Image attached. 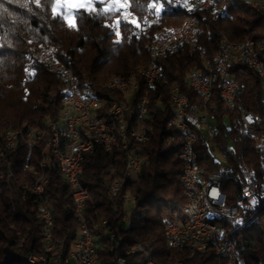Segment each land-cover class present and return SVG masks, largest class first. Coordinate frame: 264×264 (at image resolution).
I'll list each match as a JSON object with an SVG mask.
<instances>
[{
  "label": "trees",
  "instance_id": "trees-1",
  "mask_svg": "<svg viewBox=\"0 0 264 264\" xmlns=\"http://www.w3.org/2000/svg\"><path fill=\"white\" fill-rule=\"evenodd\" d=\"M109 1L95 0L90 8L76 9L73 12L75 27L70 28L63 14L53 12L54 0H0V169L13 174L0 184V264H29L25 260L28 255L43 253V223L38 217V204L24 195L28 194L24 187L34 179L32 172L24 169L25 146L7 148L1 138L9 130L25 131L40 124L47 114L56 121L64 88L50 68L36 61L30 64L26 77L28 57L43 48H52L57 60L72 70L81 89L92 88L98 95L106 93L104 84L110 77L129 76L136 69L146 68L154 35L183 24L190 9L173 0H120L135 16L136 19L131 20L119 18L118 11H105ZM226 5V14L216 20L211 10L195 13L199 34L194 47L174 44L159 61L161 78L149 90V106L158 99L167 105L168 91L173 85L194 98L186 78L205 58L215 55L223 36L234 44L248 39L257 44L264 42V12L260 8L242 0H226ZM156 8L161 9L159 13ZM154 12L157 21L143 34L135 35L133 28L137 22L145 14ZM117 20L119 35L113 31ZM201 49L205 54L200 53ZM228 69L238 85L239 106L227 109L215 92L211 99L213 108H208V112L215 121L213 142L229 167L222 179V189L231 202L242 181L243 165L259 179L264 177V96L255 70L239 63L229 64ZM239 110L254 116L257 139L241 133ZM154 112L155 109L150 113ZM165 119L166 115H155L150 141L138 149L145 163L136 182L122 186V192L135 197V205L127 226L120 230L119 249L141 246L151 255L154 264H220L212 253L190 259L172 251L163 238L167 221L185 222L188 218V200L178 178L181 171L178 148L165 142L170 133ZM41 148L35 147L33 164L39 159ZM196 150L203 176L220 169L204 137L200 138ZM114 151L111 156L96 148L87 155L80 176V183L88 190L87 226L95 234L114 231L116 217L110 208L109 187L121 175L125 159L119 148ZM4 158L10 165H4ZM45 175L54 239L64 240L65 246H71L78 226L70 194L56 167L45 168ZM102 219L106 225L98 228ZM244 220L241 227L232 226L226 220L220 222L226 226L227 240L235 243L242 264H264V203L248 211ZM21 237L24 240L18 245ZM101 237V242H106V235ZM98 252L101 260L99 245ZM109 254L103 243L102 255ZM138 258V254L130 255L126 264H134ZM111 262L112 256L104 257V264Z\"/></svg>",
  "mask_w": 264,
  "mask_h": 264
},
{
  "label": "built area",
  "instance_id": "built-area-1",
  "mask_svg": "<svg viewBox=\"0 0 264 264\" xmlns=\"http://www.w3.org/2000/svg\"><path fill=\"white\" fill-rule=\"evenodd\" d=\"M179 4H186L191 9V19H189L188 27L184 32V39L177 41V44H189L194 47V42L199 34V28L196 24V15L198 11L213 12L214 20L225 15L227 5L223 0H173ZM247 5H256L264 12V2L261 0H242ZM108 10L118 11L119 18L124 19V14L129 11L128 7H120V0H111L108 3ZM136 19V18H135ZM133 19V20H135ZM158 16L154 13H148V16H143L133 28L135 35L144 33L149 22L157 21ZM113 31L119 32L118 20L113 25ZM163 32V35L157 37L156 45V68L153 74L147 76V86L137 85L134 101L130 104L139 105V126L143 120H148L143 115V103L146 101V91L153 88L161 78V68L159 61L167 55L169 49V40L173 39V33ZM229 41L223 36L220 40V48L215 53V61L202 62V65L195 69L187 76L186 85L194 91V98L184 94L178 86L173 87L172 96H168L169 110L160 111V106L151 103V109H155V115H166L165 126L170 130L166 138V143H172L178 148L177 157L181 163V171L179 173V182L181 183L184 194L188 200L187 213L188 218L185 222L167 221L164 225V238L170 242L172 251H183L188 248L189 241H196L197 251L196 256H191V259L201 258V249H207L209 233L217 234V244L220 246V264L241 263L240 256L236 250L235 243L227 240L226 226L220 221H229L232 226L241 227V222L245 221V215L248 211L253 210V207H258L259 201H264V177L259 179L255 173L246 165H243L242 181L236 190V194L231 202H229L227 193L222 189V179L224 174L229 172V167L225 163L220 166L218 171L212 172L207 176H203L198 154L197 142L194 137V129H201V133H205V141L213 142L214 131L210 129L206 122L208 115L212 117L211 112H202V104H210V110L213 108L211 103L212 95L217 92L220 100L227 109L233 110L239 106V100L236 96L238 85L233 74L228 69L231 63L246 64L251 69L255 70L261 85L264 96V42L261 46H254L251 39L245 40L243 44V52H235V49H225V42ZM252 50L260 51V59H252ZM200 53L205 54V50L201 49ZM40 64L54 63L59 65V72L54 73L57 79L63 84L65 99L69 106H77L80 108V118H73L69 114L70 131L68 135H64L66 148L62 158V167L70 169V176L66 177L72 181V192L77 197V238L76 246L64 247L62 256H57L60 259V264H91L93 262H102L104 257L114 256L115 264H120V261H127L130 255L138 254L139 258L134 264H144L143 254L146 252L138 251V245L128 251H119V242L121 229L124 222H128L130 213L128 210V201H124L122 196V184L120 186L109 187L111 198L110 208L115 214L116 222L114 231L110 233L89 234L86 229V208L82 205L83 191L80 189L77 182L78 170H81V164H78L76 159V151H71V141L76 137L84 136L85 128H77V120L84 116V105L87 103H98L101 100V95L106 94L99 92L97 102H78L77 89L74 81V73L64 64H60L55 54L48 52ZM120 88V82L115 86V89ZM130 104L126 106L117 105V110L114 114L122 121V130L125 132L124 123H127V113L130 109ZM241 133L245 136L257 137L254 133L255 118L250 112L239 110ZM52 118V117H51ZM87 124H99V129L105 131V123L103 117H100V112L95 113V120ZM154 121H151V129L154 127ZM61 121H56V126H47V130H52V144L54 130H59ZM86 127V126H85ZM151 131V130H150ZM136 137V149L138 150L143 143H148L147 134H139ZM26 138V137H25ZM41 137H38V140ZM207 138V139H206ZM92 142H98V139H92ZM207 142V141H206ZM88 144H86L87 146ZM9 146H15V138H10ZM50 146V147H51ZM1 151H2V147ZM26 163L32 155L33 144H26ZM79 150H85L80 148ZM106 154L107 148H106ZM145 163V159L141 161H131L126 150V175L125 181H131V184L136 182L138 175ZM4 165H10V162L5 161ZM26 166V165H25ZM47 184L42 187H32V194H24L30 196L33 201L39 204V211L43 214L44 240H50L53 236V217H48V213H44V204H48L49 194L46 191ZM194 190H201L202 200L194 199ZM131 212V211H130ZM104 226L103 219L100 221L98 228ZM101 235H108V242H101ZM92 239H99V249L101 250V260H94L92 253L89 252V244ZM114 243V250L109 255H102V244ZM45 251H50V248H43ZM33 264H51V261L37 262L32 260Z\"/></svg>",
  "mask_w": 264,
  "mask_h": 264
},
{
  "label": "bare ground",
  "instance_id": "bare-ground-1",
  "mask_svg": "<svg viewBox=\"0 0 264 264\" xmlns=\"http://www.w3.org/2000/svg\"><path fill=\"white\" fill-rule=\"evenodd\" d=\"M226 3V0H223ZM264 2V0H261ZM256 6V5H253ZM120 7H127L123 4ZM144 16H148V13ZM124 18L126 19H135V16L131 14L129 11H126L124 14ZM205 18V17H204ZM189 19H191V9L188 10V17L184 21L183 24L177 27L169 28L163 31L157 32L151 40L149 47V64L144 69H136L129 76H120L114 75L110 77L106 83L104 84V90L106 94L101 95V100L98 103H87L84 105V116L82 119L77 120V128H85L83 137H76L71 141V151H76V159L78 164H81V170H78L77 173V182L80 189L83 191L82 195V205L84 208L86 207V202L88 199V190L80 183V176L83 173L84 163L86 161V157L88 154H91L96 148H100L104 153L107 152L109 155L114 154V150L119 148L120 151L124 152V169L121 175L113 181L110 187L120 186V183H123L122 186H125L131 181H125L126 175V150L128 149V156L131 161H141V157L139 156V152L136 149V137L139 134H147L148 132L153 131L151 129V121L154 120V113H150L154 111V109H150L149 106V91H146V101L143 103V115L148 118V120H143L139 126V105L130 104L134 101L135 93L137 85L139 86H147V76H150L154 73L156 68V45H157V37L163 35V32H171V30H176L173 33V39L169 40V49L172 45L177 44V41H181L184 39L185 29L188 27ZM153 22H149L146 26L145 31H147L150 25ZM196 24L198 25V19L196 17ZM144 31V32H145ZM254 42V41H253ZM254 46H261V43H255ZM225 49H235V52H243V44H234L229 41L225 42ZM50 52L54 54V50L52 48L42 49L39 52L28 57V62L26 66V77L28 76V72L30 71V64L33 62L32 60H42L46 54ZM259 50H252V59H260ZM206 61H215V55L212 58H206ZM38 62V61H36ZM62 64L61 62H59ZM46 66L50 68L53 73L59 72V65L54 63H46ZM74 81L77 89V100L78 102H85L89 100V102H97L99 99V95L94 92L92 88L81 89L78 85V80L74 75ZM120 82V88L115 89V86ZM176 86V85H173ZM173 87L171 86L168 91V96H172ZM130 104L129 112L127 113V123H124L125 132H121L122 130V121L114 114V111L117 110V105L126 106ZM156 106H160V111L169 110V100L167 105H163L161 100L158 99L154 103ZM151 105V104H150ZM208 108H210V104H202V112H208ZM100 112V117H103V122L105 123L106 136L105 131L99 129V124H87L91 123L95 120V113ZM69 114L73 116V118H80V108L77 106H69L68 101L65 99V94L62 100V108L60 110V114L56 121H61V125L59 130H54L53 143L52 144V130H47V126H56V121H52L50 119L49 114H47L40 124L34 125L25 131L22 130H9L4 134L1 138L2 143L7 148H16L18 144H22L26 147V144H33L32 155L28 159L26 163V155H25V164L24 169L30 170L33 174L34 179L30 182V184L24 187V190L28 194H32V187H42L48 183V180L45 175V168H54L56 167L58 171L62 175V179L66 184L68 189V193L70 194L71 200V209L73 211V215H77V197L72 192V181L69 180L68 176H70V169L62 167V158L61 155H64V148H66V141L64 140V135H68L70 131V121ZM86 126V127H85ZM151 130V131H150ZM26 137V138H25ZM38 137H41L38 140ZM194 137H196L197 144L200 141V138L203 137L201 134V129H194ZM10 138H15V146H9ZM98 139V142H92V139ZM205 138V137H204ZM214 138V135H213ZM150 141V137H148V142ZM86 144H88L86 146ZM146 144V143H143ZM142 145V144H141ZM42 147L39 151V159L35 164L32 163L35 147ZM51 146V147H50ZM85 150H79L80 148H84ZM45 149L46 153L45 154ZM26 165V166H25ZM13 177L11 171L7 174L0 169V184L1 181L7 178ZM122 196H124V201H128V205L135 202V197L133 195H129L127 192H122ZM194 199L202 200V192L201 190H194ZM264 201H259L258 207H253V209H257L261 207ZM69 208L68 206L66 207ZM38 217L43 222V214L39 211V204L37 206ZM44 213H48V217H52V211L48 204H44ZM104 226L106 225V221H104ZM242 224V222H241ZM86 229L89 234H95L92 230L89 229L86 222ZM113 231H106L105 233H110ZM17 235L20 236V233L17 232ZM43 237V248H50V251H45L43 249L42 254L37 255H28L25 260L29 264H33L32 260H37V262H45L51 261V264H60V259H56L57 256H62L64 252L65 242L64 240H56L54 238L50 240H44V233H42ZM77 238V237H76ZM164 238V232H163ZM102 239V237H101ZM24 240V237L18 242V245H21ZM165 240V238H164ZM166 241V240H165ZM106 242H108V235H106ZM122 240L120 238L119 248L121 246ZM169 249H171L170 242H167ZM99 239H92L89 244V252L92 253L94 260H100L99 252H98ZM71 246H76V239L72 242ZM133 249V248H132ZM106 250L110 253L114 250V243H106ZM130 249H125L123 251H128ZM120 251V249H119ZM138 251L146 252L143 254L144 264H154L151 255L144 250L141 246H138ZM197 244L196 241H189L188 248H184L183 251H176L178 253L185 254L188 258L191 259V256H196ZM212 253L220 259V246L217 244V234L209 233L208 236V246L207 249H201V257ZM91 264H102L101 262H93ZM111 264H115L114 256H112ZM120 264H126V261H120ZM174 264H181V262H176ZM232 264H240V263H232Z\"/></svg>",
  "mask_w": 264,
  "mask_h": 264
},
{
  "label": "rangeland",
  "instance_id": "rangeland-1",
  "mask_svg": "<svg viewBox=\"0 0 264 264\" xmlns=\"http://www.w3.org/2000/svg\"><path fill=\"white\" fill-rule=\"evenodd\" d=\"M93 1H95V0H70V4H62L61 6L57 7L55 13L63 14L64 17H68V19H65L68 24H69V22L73 23L74 22L73 12L78 8H90V7H92ZM54 6H55V0H54ZM206 122L209 125L210 129H212L214 131L215 130L214 129V126H215L214 118L211 117L210 115H208L206 118ZM201 134L203 137H205L204 132H202ZM206 141H207L208 148L210 150H212V152H213L215 160L219 163V165L221 167L224 166L225 165V158L222 155V153L219 151V149L216 147V145L214 143H212L209 140H206ZM134 205H135L134 203L128 205L129 213H130V211L133 210ZM127 224H128V222H124L123 227H126Z\"/></svg>",
  "mask_w": 264,
  "mask_h": 264
},
{
  "label": "snow or ice",
  "instance_id": "snow-or-ice-1",
  "mask_svg": "<svg viewBox=\"0 0 264 264\" xmlns=\"http://www.w3.org/2000/svg\"><path fill=\"white\" fill-rule=\"evenodd\" d=\"M62 4H70V0H55V6L53 7V12L55 13V12H56V8L59 7V6H61ZM107 10H108V9H105V11H107ZM160 10H161L160 8H156V9H155V11H156L157 13H159ZM5 11H6V10H5ZM98 14H99V13H98ZM78 15H79V13H78ZM65 19H68V17H65ZM68 26H69L70 28H74V27H75V24L69 22ZM117 35H119V33H117Z\"/></svg>",
  "mask_w": 264,
  "mask_h": 264
},
{
  "label": "crops",
  "instance_id": "crops-1",
  "mask_svg": "<svg viewBox=\"0 0 264 264\" xmlns=\"http://www.w3.org/2000/svg\"><path fill=\"white\" fill-rule=\"evenodd\" d=\"M123 5V3H122V1H120V6H122Z\"/></svg>",
  "mask_w": 264,
  "mask_h": 264
}]
</instances>
